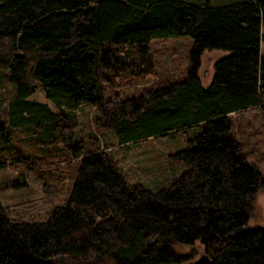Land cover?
<instances>
[{
    "label": "trees",
    "instance_id": "trees-1",
    "mask_svg": "<svg viewBox=\"0 0 264 264\" xmlns=\"http://www.w3.org/2000/svg\"><path fill=\"white\" fill-rule=\"evenodd\" d=\"M263 26L264 0H0V74L14 87L0 140L30 136L44 153L0 155V169L78 163L66 202L43 221L14 219L0 201V264H264V224L249 225L264 175L230 118L264 113ZM182 35L193 39L184 79L104 96L105 84L152 73V40ZM206 49L228 51L208 85ZM2 87L0 76V97ZM85 102L122 146L186 133L169 157L183 172L164 187L131 183L96 135L78 133Z\"/></svg>",
    "mask_w": 264,
    "mask_h": 264
},
{
    "label": "rangeland",
    "instance_id": "rangeland-1",
    "mask_svg": "<svg viewBox=\"0 0 264 264\" xmlns=\"http://www.w3.org/2000/svg\"><path fill=\"white\" fill-rule=\"evenodd\" d=\"M209 1L223 3L229 0ZM262 33L261 53L264 54V26ZM149 45L150 57L153 61L152 73L142 78L123 77L112 84H105V97L112 98L119 95L123 98L138 95L148 87L168 80H182L186 77L191 64L192 37L182 35L154 39ZM227 53L228 51L223 49H206L203 52L199 73L204 85H208L212 79L214 62ZM0 76L3 85L0 110H3L13 98L14 87L6 72L2 71ZM37 99L48 102L41 94H37ZM50 105L56 110L51 103ZM75 112L78 117V133L85 136L96 135L102 148L117 160L131 183H141L149 188L168 186L185 169L184 164L174 163L169 157L177 149L187 147L186 133L180 132L175 136H158L122 146L118 144L113 130L98 128L95 119L99 113L95 106L85 102L80 104ZM230 118L233 122L234 136L243 144L245 156L255 163L264 175L263 111L250 109L231 113ZM31 138L30 136L19 137L15 134L7 142L0 140V147L6 146L0 151V155L15 156L19 153L43 155L40 145L32 143ZM54 166L53 170L51 167L35 169L27 164L16 162L0 169V201L12 218L43 221L47 219L51 208L66 202L77 176L78 163L72 160ZM20 175L23 178L19 177ZM23 181V184L16 183ZM263 224L264 189L256 195L249 222L250 226ZM175 249L178 254L190 256L195 247L179 245Z\"/></svg>",
    "mask_w": 264,
    "mask_h": 264
}]
</instances>
